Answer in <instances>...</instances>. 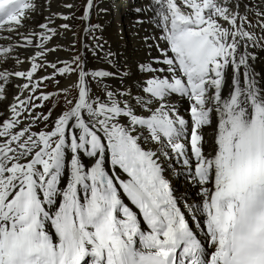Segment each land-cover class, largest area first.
I'll list each match as a JSON object with an SVG mask.
<instances>
[{
	"label": "snow or ice",
	"instance_id": "6c2138e0",
	"mask_svg": "<svg viewBox=\"0 0 264 264\" xmlns=\"http://www.w3.org/2000/svg\"><path fill=\"white\" fill-rule=\"evenodd\" d=\"M151 3L168 67L140 68L172 75L148 79L142 88L148 99L130 102L127 92H94L93 82L114 73L90 70L80 56L46 60L60 47L47 46L59 35L51 19L39 25L42 32H19L37 10L35 0H0V32L17 33L25 41L20 47L38 49L29 70H0V101L12 77L26 81L16 85L12 118L0 122V264H264V83L247 51L264 47V35L253 30L264 33V9L254 22L241 0ZM93 7L85 0L81 19H89ZM13 52L14 46L0 45V65ZM49 67L50 75L34 79ZM56 76L71 82L59 88ZM44 81L59 91L40 92L35 100L62 98L55 117L52 109L35 115L43 105L32 95L21 99ZM172 93L187 97L189 119L165 103ZM25 113L43 121L45 130L19 127ZM210 127L211 142L205 138ZM141 129L183 158L199 188L190 216L157 152L142 146Z\"/></svg>",
	"mask_w": 264,
	"mask_h": 264
},
{
	"label": "bare ground",
	"instance_id": "6f19581e",
	"mask_svg": "<svg viewBox=\"0 0 264 264\" xmlns=\"http://www.w3.org/2000/svg\"><path fill=\"white\" fill-rule=\"evenodd\" d=\"M100 1L101 4H99L96 8V2ZM35 3L37 5V10L34 13L30 14L29 19L24 21V26L19 29V32L24 35H28L30 32H42L44 30L41 29L39 25L48 23L49 19H51L53 23L49 24V27L55 28L59 34L65 32L68 35L66 45L67 48H65V51L63 52H65L66 54L71 52L74 37L72 35L70 19L73 10L76 7L77 0H51L49 3H47V0H35ZM241 3L247 4L248 9H264V3H262V0H241ZM67 4H71L73 5V7H65V5ZM93 4L94 7L92 8L91 13L93 10H95L99 18L100 26L104 31L99 38L94 39L90 38L91 31L87 34L85 33L84 44L89 43V47L87 48V50L89 51L90 49L89 52L93 53L94 56L95 54H97V57H95V59L100 65V68L114 73L113 76L106 78L100 84L103 85L104 82H107V88L111 90H114L116 92L130 93V96L128 97L130 102L139 100L141 97H143V99L145 100L148 99V96L142 93V88L145 82L144 80H141V76L138 74L136 66L137 64L147 59L146 52L149 49H145L146 43L142 42L141 37L137 36V34H141L142 31L132 26L130 10L133 6L125 4L123 0H114L113 8L110 6L111 2L109 0H94ZM243 12L244 9L242 7L241 13ZM63 16H68L69 19L64 20L62 19ZM31 19L32 23H30L29 21ZM62 24H68L69 28L64 29L60 27ZM118 24H121L120 27L122 31L116 28ZM92 25H94V21L92 22ZM8 35L11 36V39H6L5 42L7 46H14V52L12 53V59L6 61L3 65H0V70L7 69L10 72L29 70L31 65L30 57H32L38 51V49L32 46L20 47L21 44L25 43L22 37L17 33H8ZM80 35H82V33ZM16 36L17 40H15ZM55 37H53V39L48 42L47 46L49 48L56 47L54 43L52 44V41L57 38ZM105 40H107V44H104V46L102 47L103 43H105ZM35 42H38V40ZM111 46L112 50L110 48ZM262 48L264 49V47ZM87 50L84 45L83 53L85 54L86 61L89 66H98V64H94L92 62V56L88 53ZM55 52H49L47 54L46 60L48 62H52V55ZM110 52H114V56L117 57L118 63L114 61L113 58L109 57ZM17 57L24 62L21 64H16L15 59ZM69 58L70 56L68 54L67 60H69ZM255 67L261 73L260 80L262 83H264V60L261 62H257ZM51 71L52 68L49 67L42 70L40 73H44L43 75H45L47 72ZM121 73L128 74L127 76H123ZM37 76L38 74L36 73L34 79ZM11 81V85L6 89L7 98L0 101V122H2V120L8 119L11 115L9 106L12 103L16 102L14 101V96L19 94L16 85H20L26 82L25 80L16 77H12ZM121 81L122 85L120 84ZM70 82L71 81L69 79H65V86H68ZM230 82L231 72L229 75L228 84H230ZM227 92L228 87H226L224 90L225 94ZM30 94L31 93L27 92L24 93V95L21 96V99H25ZM121 99H123V97H121ZM165 103L171 108L175 109L176 113H178L183 118H190L189 114L187 113L190 112L188 102H185L184 105L180 107H174L168 104L166 100ZM137 108L140 114H144V112L146 111V109H144L140 105H137ZM183 110H186L187 112H184ZM138 134L140 136V142L144 148L151 149L157 152L158 163L162 167L163 174L168 182L172 176L170 175V173H172L176 178H179L178 180L169 183L173 190L174 196L177 198L178 203L182 206V210L188 216H190L192 213V209L190 206L195 205L200 199L199 195L197 194L199 188L198 185H195L192 182L191 178L188 177L187 181L183 180V178L185 177L184 171H187V169H182V167L179 166L181 158H178L170 148L161 147L160 145H157L155 142L148 139V133L146 130L141 129ZM212 134L213 129H207V140L209 142H211ZM165 153H167V155H165ZM199 235L201 237L203 235V232H200Z\"/></svg>",
	"mask_w": 264,
	"mask_h": 264
},
{
	"label": "rangeland",
	"instance_id": "374dc122",
	"mask_svg": "<svg viewBox=\"0 0 264 264\" xmlns=\"http://www.w3.org/2000/svg\"><path fill=\"white\" fill-rule=\"evenodd\" d=\"M78 1V0H77ZM84 2H81V4L78 5V7L76 6L73 10L72 16H71V30H72V35L74 37V35H76V38L73 39V45L71 47V52H69V60H67V55L65 52V48H67V34L65 32H62L61 34L57 35L53 41L52 44L54 43V45H56V47L59 45L60 47L58 48V50L52 55V62H58V61H71L75 56H80L82 55V59L86 61V57L85 54L83 53V49H84V42H85V33L81 34V29H85L90 18L87 20L81 19V17L84 14ZM77 5V4H76ZM93 14V13H92ZM94 14H93V20H94ZM92 20V22H93ZM99 21V20H98ZM86 22V24H85ZM91 22V23H92ZM89 23V25L91 24ZM85 24V25H84ZM121 24L117 25L116 28L118 30H121ZM100 24L99 23H94V25L92 26V28L90 27L86 34L89 33L91 31V35L90 38L94 39V38H99L103 32L99 29ZM83 32V31H82ZM95 32V33H94ZM59 37V38H58ZM83 39V42L81 41V39ZM74 47V49H73ZM83 47V48H82ZM86 50L89 47V43H86L85 45ZM88 51V50H87ZM90 51V49H89ZM88 51V53L92 56V62L94 64H98L97 60L95 59V57H97V54H95V56L93 55V53H90ZM72 58V59H71ZM87 62V61H86ZM63 66L61 64H58V67ZM87 68L88 69H96V68H100V65L98 64V66L95 67H90L89 64L87 63ZM42 70L38 71L37 74H39ZM53 72V69L51 72H47L45 75H50ZM40 74H44V73H40ZM123 76L126 75V73H121ZM45 75H40L37 76L36 78L39 77H43ZM56 80H59V88H65L67 86H65V77H61V76H56L55 78ZM59 88L57 86V84L53 81H44L43 84L41 85L40 89L38 90V92L35 93V95L32 93L33 96V100L34 103L36 104H42L43 107H39V108H35L33 109V111L36 113L35 115L39 116L41 114H47V112L49 111V109L53 110V117H55L56 115H58L62 109V107L64 106V101L62 98H58L56 96H53L50 100L48 101H43V100H35V96L39 95L40 92H44V93H54V92H58ZM93 90L95 93H100L102 91L103 88H107V86H103L101 84H97L96 82H93ZM97 91H96V89ZM99 90V91H98ZM56 105L55 108H53V106ZM42 112V113H41ZM27 116V118L23 121V123L19 126V127H25L28 125H32L31 127V131H35V132H39L41 130H45L44 129V122L41 120H33V117L31 115H29L28 113H25V115L23 117H21V119L23 120L24 117ZM3 121V120H2ZM31 122V123H30ZM28 123V124H27ZM19 130V129H17ZM3 138H0V140H2ZM184 181L188 180V176L185 175V177L183 178ZM174 180H172V178L169 179V182H172ZM177 182V181H176Z\"/></svg>",
	"mask_w": 264,
	"mask_h": 264
}]
</instances>
